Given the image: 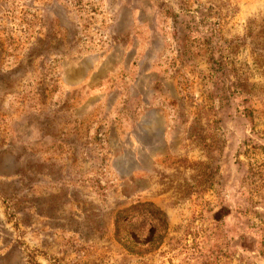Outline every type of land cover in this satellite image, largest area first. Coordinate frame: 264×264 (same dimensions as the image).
<instances>
[{
    "label": "rangeland",
    "instance_id": "374dc122",
    "mask_svg": "<svg viewBox=\"0 0 264 264\" xmlns=\"http://www.w3.org/2000/svg\"><path fill=\"white\" fill-rule=\"evenodd\" d=\"M0 264H264V0H0Z\"/></svg>",
    "mask_w": 264,
    "mask_h": 264
},
{
    "label": "trees",
    "instance_id": "16d2710c",
    "mask_svg": "<svg viewBox=\"0 0 264 264\" xmlns=\"http://www.w3.org/2000/svg\"><path fill=\"white\" fill-rule=\"evenodd\" d=\"M113 223L114 240L138 256L159 248L169 227L164 211L150 201L119 209Z\"/></svg>",
    "mask_w": 264,
    "mask_h": 264
}]
</instances>
